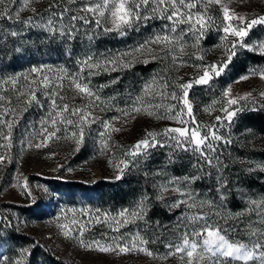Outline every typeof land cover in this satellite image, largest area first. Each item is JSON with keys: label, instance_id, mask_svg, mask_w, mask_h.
<instances>
[{"label": "trees", "instance_id": "trees-1", "mask_svg": "<svg viewBox=\"0 0 264 264\" xmlns=\"http://www.w3.org/2000/svg\"><path fill=\"white\" fill-rule=\"evenodd\" d=\"M75 4L76 2L71 3L70 0H29L28 8L20 12L19 21L0 17V85L5 86L6 91L10 90L9 95L13 99L20 97L17 90L20 86L19 82L32 67L53 65L78 71L79 66L76 61L80 57L91 54L94 59L101 61L102 58L104 60L123 56L120 51H115L122 42L127 39L134 41L139 37L142 40L153 28L148 20L144 21L146 23L143 26L141 21L139 29L133 28L125 37L117 32H104L102 28H95V24L92 23L81 25V21L71 20L73 14L80 15L76 14ZM50 5L54 7L50 8ZM5 6L10 8L14 15L16 9L24 7V3L23 0H6ZM66 8L70 10L64 12ZM32 9H35V12ZM0 11H3V7H0ZM61 12H64L63 17L60 16ZM212 15L219 23L221 17L219 11ZM29 17L32 18L34 25H47L51 20L56 31L20 22ZM71 24L73 25L70 26ZM13 31L18 32L19 35L11 36L10 33ZM61 31L65 35L62 36ZM69 31L73 33L71 39L67 36ZM221 33L215 28L209 29L200 42L206 48L209 45L213 46L220 40ZM262 34H264V25H258L251 30L249 37ZM86 48L106 51H80ZM17 49L20 51L18 52ZM125 57L123 56L124 59ZM148 61L150 62L147 64L143 60L132 61V66L129 68H118L116 71L108 72L101 70L99 75L90 77L85 70L84 77L88 82L90 81L92 88L106 84V89L115 95L113 97L119 98L120 92L128 95L141 92L144 82L151 76L157 78L156 84L167 87L171 82L170 78L178 75L179 69L167 64L162 56ZM256 64H264V54L238 50V55L225 76L213 80L209 85L194 86L189 90L188 96L195 103L193 116L202 131L206 130L204 126L210 128V122L205 123L206 119L213 120L217 115L224 116L220 111L223 103L221 94L227 80L236 78ZM12 80H16V83H11ZM114 80L116 83H112ZM214 98L217 99L215 105L210 103ZM187 118L191 121V118ZM217 127L218 135L224 137L225 141L230 140L231 143L217 142L216 152L210 153L213 157L211 166L191 151L175 152L172 156L174 162L169 163L168 154L173 149L168 146H157L150 149L148 155L139 156L134 164L129 163L120 180L115 179L117 175L115 174L111 177H103L92 184L78 181L63 182L64 189L74 191L71 193L64 190V194L76 198L86 196L97 202L99 207L121 211L124 208L133 209L141 195L147 193L149 210L144 220L137 221L140 223L139 227L144 237L148 240L149 247L159 253L166 254V244L177 242L185 231L191 232V222L186 219L187 216L202 212H218L219 217L213 215L209 222L216 221L218 225L229 229L227 232L229 239L249 241L250 229L264 232V224L261 223L264 220V203L259 207L249 204L251 200H264V146L251 145V141L256 136L264 137V106L248 105L247 109L234 117L232 122L225 121L222 126L217 124ZM97 137L94 134H86L84 143L75 152L76 156L84 158L86 155L97 153L99 150V144H96L95 139ZM158 139L161 144H168V141L160 137ZM215 157H218V161ZM123 159L126 157L123 156ZM249 168L252 171H249ZM193 175L201 177L191 185L197 200H210L213 202V207L188 208L181 204L179 208H172L173 203L185 197L176 192L161 193L160 186L172 177ZM223 182L227 185L223 190L226 199L221 202L216 189ZM158 194L162 195V200L155 199ZM35 211L36 216L40 218L47 214L48 209L41 206ZM237 213L240 215L237 216ZM2 218L3 216L0 218V224H5ZM3 229L5 230L3 235L7 236L14 246L31 241L30 236L19 232L13 225H6ZM36 249L38 248H34ZM41 259L43 264H65L63 260L50 257L45 252H41ZM160 264H182V261L176 257Z\"/></svg>", "mask_w": 264, "mask_h": 264}, {"label": "rangeland", "instance_id": "rangeland-1", "mask_svg": "<svg viewBox=\"0 0 264 264\" xmlns=\"http://www.w3.org/2000/svg\"><path fill=\"white\" fill-rule=\"evenodd\" d=\"M192 2L197 4L196 9L192 10L193 12L206 11L208 16L213 17L212 14L219 11L222 16L221 5L215 3L209 4L208 0H192ZM84 4L85 0H76L74 6L76 14L89 15L82 11ZM222 4L227 5L237 14L246 16L249 19L264 15V0H222ZM205 5H207L206 8ZM149 7H151V5ZM185 11H187V9H185ZM145 23L146 22L142 21V26L145 25ZM148 23L153 26V28L146 33L144 39L141 40L140 37L134 39V41H129L127 39L122 42L115 51H120L121 55L130 53L135 47L148 40L154 34L162 33L163 26L169 22L156 18L149 19ZM92 24L95 23L93 22ZM72 25L73 24L70 26ZM81 25L86 24L81 21ZM257 26H254V28H257ZM94 27L96 28V25H94ZM136 28L139 29V27ZM181 28H185V26L181 25ZM132 29L127 30L125 35H128V31ZM229 39L232 38L230 37ZM184 41L187 43L183 50H181L179 44L173 45V50L171 52L164 50V45H151L152 51L150 53L148 51H145L143 54L134 53L133 55L136 57L134 60L132 56L125 57V59L131 61L150 60L158 56L164 57V61L167 64L179 69L178 75L170 78L171 82L167 87L156 84L155 80L157 78L151 76L144 82L141 92H135L129 95L128 93L124 94L120 92L119 96L121 95V97L114 98L115 95H112L110 91L106 89V84H100L97 88H92L89 84L92 91L100 96L101 101H111V103H101L99 107L87 109V111L92 112V117H90V119L99 118L96 123H92L85 128L86 134L98 136L95 139L96 144H99V150L97 153L84 156V158H81L82 156L78 157L75 154L77 145L75 139L70 136L72 131H77L74 126H66L58 123L57 127L60 128V131L57 132L55 138L48 141L46 147H41L40 149L34 146L29 147L27 143L29 134L40 132L41 121L49 118L51 101L47 96L41 93L38 85H31L32 88L36 89V96L39 103H26L29 99V85L24 78L19 82L20 86L17 90L19 91L20 97L18 99H13L12 96L9 95L10 90L6 91L5 86L0 85V145L7 143V141L3 139V137L8 134L7 123L13 125L11 130V147H0V155L6 157L3 162H0V218L1 216H3V218L6 217L7 220L12 222L11 225L18 229L19 232H23L30 236L31 240L24 245L20 244L14 246L10 239L3 235V228L7 224L2 218L6 225L0 224V253L7 258L5 264H11L12 261L19 258V251L23 247H29L31 251V255L27 256L24 264H43L41 252H45L50 257L61 259L65 264H160L161 262H167L176 257L180 259L179 254L168 255V248L166 254H163V252L159 253L157 250L151 249L148 243L143 245V247H146L148 251L153 254L151 256L138 251H132L127 254H118L117 252L102 253L81 246L76 239V237L79 236L78 226L71 223L73 219L85 225L86 230L83 239L86 243L92 240H100L102 243H107L113 236H125L130 238L131 235L137 233L143 240H148L144 237L138 221L121 227L119 233L113 231L116 224L112 221L108 223H96L95 214L97 209L100 211L101 221L104 220L103 213L107 212L109 216H117L120 211L99 207L97 202L92 199L90 200L86 196H79L76 198L71 195H65L64 190L70 191L71 193L74 191L72 192V189H64L62 183L78 181L92 184L103 177H111L117 174L114 165L119 163L124 153L139 139L143 138L147 132L161 133L165 128L184 126L176 120L166 118L169 114L176 115L180 108L185 107L181 99L183 94L178 85L189 82L199 75H202V71H198L196 65L217 62L224 55L223 48L218 47V45L221 44V40L217 41L213 46L209 45L207 48L202 45L201 42L198 48L193 47L194 39L191 38L190 35L185 36ZM261 41H264V34L253 37L248 36L246 38V43L250 45H256ZM181 43H183V41ZM80 51L106 50L86 48V50ZM256 52L259 51L257 50ZM200 56L203 57V61L197 59V57ZM84 57H80V59ZM173 57H175V59H173ZM101 61H103V58ZM41 66L51 68L56 72L62 69V67L53 65ZM71 69H68L69 73L77 72L73 68ZM252 69L264 70V64L250 66L244 73L236 78L228 79L224 90L230 87L233 96H244L247 93H251V96L258 103L257 105L251 103L248 105L264 106V97L260 96V93H264V79H262L259 74L252 75ZM244 75H249V78L247 80H240L239 78ZM26 76L28 80L35 79L34 75H29V73ZM82 82L88 81L84 77ZM146 84L152 85V87L147 90L148 94H145L144 91ZM103 85L104 87H101ZM161 89L163 91H160ZM49 91H52V89H49ZM57 91L60 96L64 97L63 100L57 99V103L61 107L63 104H68L70 109L74 107L83 108L91 102L90 98L78 95L74 86L67 78L63 80L62 89H57ZM172 92L176 93L177 99L173 100L171 98ZM21 93L24 95H21ZM138 96L142 99L136 106L141 107V111L138 113L132 112L130 115L124 116L120 110L131 105L133 99ZM216 100L217 99L214 98L210 103L215 105ZM188 101L193 108L195 103L189 96ZM169 108H172L171 113L168 112ZM101 109L104 110L101 111ZM199 109L198 107V110ZM148 111H152L153 114L148 115ZM64 116L75 119L70 113H64ZM184 118L189 120L187 117ZM59 119L60 118L57 117V120ZM209 120L210 118L206 119L205 123L210 122V128L214 124L217 126L215 119ZM99 121H109L110 127L104 129ZM48 127L49 131L54 130L50 122ZM188 127H193L190 121ZM114 128L120 129V131H114ZM102 131L110 135L107 150L103 153L100 151L101 138L99 136V133ZM43 138L42 135L32 137V144L34 145L37 142H41ZM251 145L256 147L264 146V137L256 136L251 141ZM109 160L113 163L110 164ZM60 165H63V167H60ZM25 177H27L29 188L32 191V197L25 195L21 187L17 186L18 184H23ZM42 187H47L48 192L45 193L41 191ZM160 190L162 191L161 193L165 194L175 192L172 186H168L167 190L160 187ZM33 201H35V203ZM41 206L47 208L48 212L44 216L38 218L35 210L37 207ZM82 210H87L89 214H82ZM65 214L67 219L63 218ZM58 217H60V219H57ZM89 219L92 220L90 224L87 223ZM60 224H68L70 228H73L72 237H65L63 235V231L59 227ZM229 240L233 241L231 239ZM33 242H39L40 247H36L38 248L36 250L31 248ZM241 242L249 243V241ZM9 249L11 250L9 251Z\"/></svg>", "mask_w": 264, "mask_h": 264}, {"label": "snow or ice", "instance_id": "snow-or-ice-1", "mask_svg": "<svg viewBox=\"0 0 264 264\" xmlns=\"http://www.w3.org/2000/svg\"><path fill=\"white\" fill-rule=\"evenodd\" d=\"M71 3H75L76 0H70ZM24 7L18 8L15 14H12V10L6 7V0H0V7H3V11H0V17L7 19L20 20V12L28 8L29 0H23ZM208 3H215L221 5L222 16L219 18V23H217V18L208 16L207 12H193L196 9L197 4L192 2V0H85V4L82 11L85 15H73L71 17L72 21H82L84 24L90 25L95 23L97 28H102L104 32H117L119 35L123 36L126 34L127 30L136 28L139 26L141 21H147L149 19H162L167 20L169 23L163 26L162 33H156L148 40L144 41L137 47H135L130 53H124L123 56H132L133 60L136 58L134 53L143 54L145 51L149 53L152 51L151 45H164V50L171 52L173 50L172 46L179 44L181 50L186 46V41H184L185 36H189L194 39L193 47H199L201 39L206 35L209 29L215 28L217 32H222L220 36L221 44L218 47H222L224 55L219 61L213 63H202L196 65L198 71H202V75L197 78L178 85L179 89L182 91L183 96L181 97L183 105L185 107L180 108L176 115H167L166 118L170 120H176L182 127H170L162 130L161 133L147 132L145 136L139 139L134 145L128 149L124 156L126 159L121 160L119 163L114 165L117 175L116 180H120L128 168L129 163H135L137 158L141 155H148L150 149L157 146L164 147L168 146L173 149L172 152L168 154L169 163H173L172 156L177 151H191L194 155L198 154L199 158L206 162L209 166L212 165L213 157L210 153L216 152L217 142L231 143L230 140L225 141L224 137L218 135L219 128L214 124L211 128L204 126L206 130L203 131L201 126L197 124L193 116L192 105L188 101L189 90L194 86L209 85L214 79H218L225 75L228 69L232 66L235 58L238 55V50H248V51H259L264 54V41L258 42L256 45H250L246 43V38L249 36L251 30L254 26L264 25V15H260L256 18L249 19L246 16L239 15L233 10H231L227 5L222 4V0H208ZM151 5V7H149ZM54 7V5L49 6ZM207 5H205V8ZM187 9V11H185ZM70 9H64V12ZM35 12V9H32ZM64 12L60 13L63 17ZM27 25L45 27L49 31H56L52 26V21L49 20L47 25H34L32 18L29 17L27 20L20 21ZM110 25V26H106ZM184 25L185 28H181ZM11 36H18V32H11ZM63 36L65 33L60 32ZM69 39L73 38L72 31L67 33ZM232 39H229V38ZM91 39V37H89ZM183 41V43H181ZM19 52L20 49H17ZM123 56H116L114 58H105L103 61L96 60L91 54H86L83 59H78L76 64L79 66V70L74 73H69L66 68L60 69L58 72L51 68L32 67L30 69L29 75H34L35 79L28 80L25 76L24 79L29 85V99L26 103L36 102L39 103L36 96V89L32 88L31 85H38L40 91L43 95L47 96L51 101L49 118L41 121L40 132L30 133L29 139L27 141L29 147H35L40 149L41 147H46L48 141L57 136V132L60 128L57 124H62L66 126H74L77 131H72L70 136L75 139L77 148L79 150L80 145L84 143L85 140V128L96 123L99 118H91L92 112L87 111L88 108L99 107L101 103L109 104L111 101H101L98 94L94 93L89 87V82H82L84 79L85 70H87V75L94 76L99 75L100 71H116L118 68H129L132 66V61H126ZM154 59L156 57H153ZM175 59V57H173ZM198 60L203 61V57H197ZM145 64L150 61L144 60ZM251 74H259L262 79H264V70L252 69ZM69 79L74 89L77 91L78 95L81 97L90 98L91 102L85 107H69L68 104H63L61 107L57 103V99L63 100L64 97L59 95L57 89H62L63 80ZM249 75L241 76L240 80H247ZM119 79V78H117ZM11 83L15 84L16 80H12ZM116 83V81H112ZM104 87V86H101ZM152 87L151 84L145 85V94H148L147 90ZM166 87V85H165ZM52 89V91H49ZM159 94V93H158ZM21 95H24L21 93ZM222 96V106L220 111L224 113V116L217 115L215 121L217 124L222 126L223 122H232L233 118L236 117L240 112L245 111L249 103L257 105V101L251 96V93H247L244 96H233L231 88L228 87L221 94ZM260 96L264 97V93H260ZM171 98L173 100L177 99L176 93H171ZM141 97H136L133 99L132 104L127 106L125 109L120 111L124 116L130 115L132 112H140L141 107H137V103L141 101ZM10 102V101H9ZM243 102V103H242ZM174 107V106H173ZM186 108V112H185ZM104 109H101L103 111ZM172 108L168 109L171 113ZM64 113H70L75 119L67 118ZM152 111H148V115H152ZM185 115L191 118V124L193 127L189 128V120H186ZM57 117L60 119L57 120ZM159 118V117H158ZM49 122L51 127L54 129L49 131ZM104 129L110 127L109 121H99ZM13 125L7 123L8 134L3 137L7 141L6 144L0 145L3 148L11 147V130ZM114 131H120V129H113ZM36 135H42L44 138L41 142L32 144V137ZM100 136V151L103 153L107 150L108 135L105 131L99 133ZM107 137V138H106ZM160 137L163 140L168 141V144H161ZM5 156L0 155V162L5 160ZM218 161V157H215ZM109 163L113 162L109 160ZM63 167V165H60ZM195 167V165H194ZM249 171H252L249 168ZM201 177L198 175L184 176V177H172L168 179L162 187L164 190L168 189V186H173V190L185 199L177 200L171 205L172 208H179L181 204L186 205L188 208L200 207L203 208L208 206L213 207V202L210 200H197L196 194L191 189V185ZM222 179V178H218ZM21 187L25 195L32 197V191L29 188L27 177L24 178L22 185H17ZM155 187V186H154ZM226 182L220 184V187L216 189L219 194V199L223 202L226 199L225 192ZM41 191L47 193V187H42ZM156 200H162V195H157ZM149 196L147 193L141 195L139 200L133 209L124 208L117 216H109L107 212L103 213L104 220L100 219V211L96 210L95 220L96 223H108L112 221L116 224L113 229L114 232L119 233L121 227H125L130 223H135L137 220H144L148 208ZM35 203V201H33ZM264 203V200L249 201L250 205L260 206ZM75 211V210H70ZM82 214H89L87 210H82ZM215 215L219 217L218 212H202L199 214H194L187 216L186 219L191 222V232H183L178 242L166 244L165 247L169 249L168 255L179 254L182 264H264V232H260L257 229H250L248 234L249 243H243L241 241H230L226 229L217 224L216 221H210V218ZM237 216L240 213L236 214ZM67 219L66 214L63 217ZM8 226H11V221L7 218H3ZM57 219H60L58 217ZM73 225L78 226L79 236L76 237L81 246L87 247L89 250H96L102 253L117 252L118 254H127L132 251L144 252L147 255H153L146 247L148 241L143 240L139 234H134L129 237L125 236H113L110 238L109 242L102 243L100 240H92L91 242H85L83 235L85 232V225L80 223L78 220L73 219L71 221ZM87 223H92L89 219ZM264 224V220L261 221ZM199 225V227H197ZM59 227L63 231L65 237H72L73 228H70L68 224H60ZM40 247L39 242H33L31 248ZM31 255L29 247H23L19 251V258L11 262V264H24L27 256ZM7 260L6 257L0 253V264H5Z\"/></svg>", "mask_w": 264, "mask_h": 264}]
</instances>
